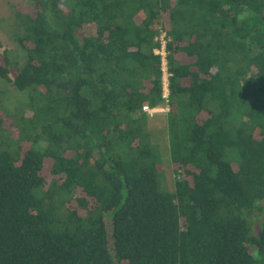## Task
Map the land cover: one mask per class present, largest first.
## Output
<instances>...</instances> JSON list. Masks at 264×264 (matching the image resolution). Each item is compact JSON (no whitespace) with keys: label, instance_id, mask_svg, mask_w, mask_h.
I'll return each mask as SVG.
<instances>
[{"label":"trees","instance_id":"trees-1","mask_svg":"<svg viewBox=\"0 0 264 264\" xmlns=\"http://www.w3.org/2000/svg\"><path fill=\"white\" fill-rule=\"evenodd\" d=\"M29 1L0 11V264H264V0Z\"/></svg>","mask_w":264,"mask_h":264},{"label":"rangeland","instance_id":"rangeland-1","mask_svg":"<svg viewBox=\"0 0 264 264\" xmlns=\"http://www.w3.org/2000/svg\"><path fill=\"white\" fill-rule=\"evenodd\" d=\"M22 3L26 6H32L31 2L29 0H0V11L1 15L3 17H9L11 14V9L13 4ZM0 38L3 41V48H0V53H3L4 49L9 48L13 51L14 54H19L22 56L21 62H23V53L21 52L18 45L12 40V38L9 36V33L7 32L6 28L0 27ZM161 38L165 40V34L163 33ZM158 53H161L163 56V67H164V83H165V93L169 95V89H168V66L166 61V50L160 49L157 50ZM0 89L4 90L6 89L8 92L5 95L3 102L6 107H8L12 113H17V108L19 104H23L22 101L27 97V94L21 93L15 89V87L5 80H0ZM152 108V107H150ZM145 110V109H144ZM149 116V130L152 133V138L154 143L160 145L162 152L166 153L169 146V132H168V125H169V118L172 116V112L170 111V107H156L154 111H146ZM28 116H31L33 113L31 110L26 111ZM165 180L163 182V185L167 188L169 187L171 190L174 188L175 185V178L174 174L172 172V163L169 161V159H166L165 157ZM261 205H264V200L260 203ZM259 232V229H258ZM255 232L253 228V233Z\"/></svg>","mask_w":264,"mask_h":264},{"label":"built area","instance_id":"built-area-1","mask_svg":"<svg viewBox=\"0 0 264 264\" xmlns=\"http://www.w3.org/2000/svg\"><path fill=\"white\" fill-rule=\"evenodd\" d=\"M165 97H168V94L165 93ZM145 111H154L155 108H150V106H145L144 107Z\"/></svg>","mask_w":264,"mask_h":264}]
</instances>
